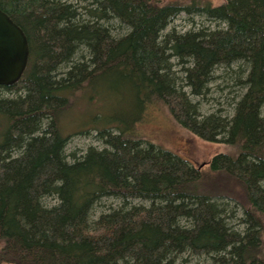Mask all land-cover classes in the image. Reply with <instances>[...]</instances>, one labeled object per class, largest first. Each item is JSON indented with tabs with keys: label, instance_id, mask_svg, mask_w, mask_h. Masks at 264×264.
<instances>
[{
	"label": "trees",
	"instance_id": "16d2710c",
	"mask_svg": "<svg viewBox=\"0 0 264 264\" xmlns=\"http://www.w3.org/2000/svg\"><path fill=\"white\" fill-rule=\"evenodd\" d=\"M0 10L29 50L21 78L0 86V264H264V0ZM182 12L215 27L168 29ZM226 78L238 86L230 113L206 114ZM99 90L128 111L67 131ZM156 108L222 151L195 166L146 141L137 126ZM89 131L101 148L68 152Z\"/></svg>",
	"mask_w": 264,
	"mask_h": 264
},
{
	"label": "rangeland",
	"instance_id": "374dc122",
	"mask_svg": "<svg viewBox=\"0 0 264 264\" xmlns=\"http://www.w3.org/2000/svg\"><path fill=\"white\" fill-rule=\"evenodd\" d=\"M191 1V0H188ZM200 2H210L216 6L223 0H195ZM199 25L215 27L214 23H210L204 16L196 14H188L185 12L176 16L169 24L168 29L174 28L176 32H184ZM217 86L211 90V95L207 96V101H202L201 106L206 114H210L216 110H221L222 114L230 113L228 108L229 100L238 86L234 85V81L218 80ZM119 95V94H118ZM130 96V93H127ZM117 97L103 91H98L95 98L87 103L86 96L79 102V112L75 111L70 118L67 131H72L77 127H85L96 124L100 126L112 113L119 118L129 109L128 105L117 103ZM231 115V114H230ZM137 132L148 142L156 147H161L173 154L186 158L195 166H201L206 163L210 157L222 151V147L202 141L187 131L179 127L168 116L164 109H150L146 112L144 120L137 126ZM94 131L88 134L72 135L68 143V152L75 151L80 156L89 147L101 148V143L94 138ZM113 200L104 202V207H109ZM114 204V203H113ZM189 264H209L204 259H190Z\"/></svg>",
	"mask_w": 264,
	"mask_h": 264
},
{
	"label": "water",
	"instance_id": "95a60500",
	"mask_svg": "<svg viewBox=\"0 0 264 264\" xmlns=\"http://www.w3.org/2000/svg\"><path fill=\"white\" fill-rule=\"evenodd\" d=\"M28 56L25 34L0 10V86H11L21 78Z\"/></svg>",
	"mask_w": 264,
	"mask_h": 264
}]
</instances>
